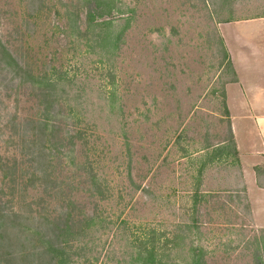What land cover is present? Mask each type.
Here are the masks:
<instances>
[{
	"label": "rangeland",
	"instance_id": "374dc122",
	"mask_svg": "<svg viewBox=\"0 0 264 264\" xmlns=\"http://www.w3.org/2000/svg\"><path fill=\"white\" fill-rule=\"evenodd\" d=\"M249 6L0 0L19 64L0 63V264H54V242L67 264H264V190L249 195L222 99L220 24Z\"/></svg>",
	"mask_w": 264,
	"mask_h": 264
},
{
	"label": "crops",
	"instance_id": "0c3cea01",
	"mask_svg": "<svg viewBox=\"0 0 264 264\" xmlns=\"http://www.w3.org/2000/svg\"><path fill=\"white\" fill-rule=\"evenodd\" d=\"M250 5L255 15L234 16L220 24L234 79L225 84L222 99L230 118L233 155L250 196L264 190V0H233ZM225 143V142H224ZM223 143V144H224Z\"/></svg>",
	"mask_w": 264,
	"mask_h": 264
},
{
	"label": "trees",
	"instance_id": "16d2710c",
	"mask_svg": "<svg viewBox=\"0 0 264 264\" xmlns=\"http://www.w3.org/2000/svg\"><path fill=\"white\" fill-rule=\"evenodd\" d=\"M104 14V12L102 11V10H100V12H99V16L101 17L102 15ZM96 15V14H95ZM95 15L92 13V12H90L89 14H88V17H89V24H92L91 22L95 19ZM16 58L14 57V56H12L11 54H10V52L5 48V47H1L0 48V63L2 64V62H5V63H11L12 64V67H14L13 66V63H15V65L18 67L19 66V64L16 62V60H15ZM36 82L39 84V85H41V86H45L46 85V82H44L43 81V79H40V78H38L37 80H36ZM43 92V91H42ZM46 96V95H45ZM45 96L44 97H41L42 99H44L45 100ZM46 100L48 101V103L49 104H52L53 103V101H49L48 100V98H47V96H46ZM49 108V107H48ZM50 109V108H49ZM47 110V109H46ZM47 116H48V118H45V119H42V121L40 122V123H43V129H47L48 127H50V126H52L53 128H54V130H56V125L55 124H53L56 120H53L54 118H50V113H48L47 114ZM41 125V124H40ZM231 142H232V145L234 146V142L231 140ZM9 167H12L11 169H14L15 171L19 168L17 165H15V164H13V165H9ZM65 228H66V231H63V232H66V233H69L70 232V230H71V227L68 225V223L67 224H65ZM61 229V228H60ZM12 236H13V234H12ZM54 243H57V246H58V249L56 248V250L54 249V248H52V246H50L52 249H54L53 250V253H54V255H55V263L54 264H67L66 263V260H65V254L64 253H60V249H59V247H61V245H63V243H58V242H54ZM9 244H10V247H17L18 246V241H16V240H14V238L13 237H11V239H10V241H9ZM153 247H155L154 245H153ZM153 247H151V248H147L146 246H145V250H144V252L145 253H148V259L150 260V259H152L151 258V256L153 255V254H155V252H154V248ZM37 248V247H36ZM11 252V254H7V259L9 260V259H11V257H13V258H15V260H17L18 259V257H16L17 256V253H15V254H13V251L11 250L10 251ZM35 253H38V252H35ZM10 256V257H9ZM30 256V255H29ZM29 256H28V258H29ZM19 257H20V255H19ZM43 258H44V251H42L41 252V254H40V257L39 258H35V257H33V259H32V261H31V263L32 264H42L43 263ZM20 259H22V257H20ZM12 260H14V259H12ZM5 262V261H4ZM37 262H39V263H37Z\"/></svg>",
	"mask_w": 264,
	"mask_h": 264
}]
</instances>
